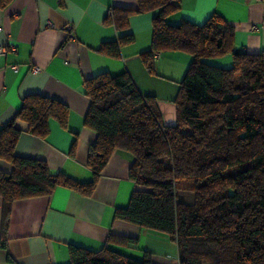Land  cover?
I'll return each instance as SVG.
<instances>
[{"label":"trees","instance_id":"1","mask_svg":"<svg viewBox=\"0 0 264 264\" xmlns=\"http://www.w3.org/2000/svg\"><path fill=\"white\" fill-rule=\"evenodd\" d=\"M138 1V12H158L147 68L154 71L162 52L193 58L175 102L177 123L166 126L155 98L143 95L127 73L86 80L91 105L85 124L97 141L87 161L94 180L82 184L51 174L43 161L15 154L18 121L45 138L51 118L63 125L67 120L61 102L25 97L0 131V158L13 166L11 174L0 172V248H6L16 201L51 195L57 187L90 197L113 153L122 150L134 157L129 175L136 189L129 206L116 210V221L166 235L177 245L179 264H264V53L236 49L235 28L218 14L202 26H172L167 17L178 11L179 0ZM8 2L0 0V8ZM130 13L111 14L115 26L125 28ZM129 41L121 38L108 53L116 56ZM228 55L232 67L208 62ZM184 194L194 200L187 203L180 198ZM107 243L136 246L137 240L111 235ZM69 254L67 264H153L149 253L139 261L108 247L95 252L70 246Z\"/></svg>","mask_w":264,"mask_h":264},{"label":"crops","instance_id":"2","mask_svg":"<svg viewBox=\"0 0 264 264\" xmlns=\"http://www.w3.org/2000/svg\"><path fill=\"white\" fill-rule=\"evenodd\" d=\"M176 5L179 9L167 17L168 24L186 21L202 26L218 14L235 28L236 49L250 55L264 53V0H179ZM138 10V0H62L61 4L59 0H9L0 8V48L8 50L0 60V131L27 96H44L67 108L66 124L51 118L45 138L18 121L17 156L45 162L53 175L92 182L95 174L87 161L97 134L85 124L91 105L85 81L102 73L129 74L143 95L155 98L163 123H177L175 102L193 58L184 52H162L155 56L154 71L149 70L146 55L152 49L158 12ZM125 11L132 13L127 26L119 29L111 14L119 17ZM67 26L72 27L74 39ZM126 36L131 41L116 56L108 53ZM11 47L16 52L9 51ZM226 61V68L231 67L233 59ZM133 161L130 153L115 151L90 197L57 187L51 195L16 201L6 248H0V264H67L70 246L95 252L108 247L139 261L149 253L153 264H179L178 248L176 256L169 255L155 243H165L162 238L170 241L166 235L115 220L116 210L129 206L136 189L129 175ZM12 171L13 166L0 158V172ZM2 206L0 197V239ZM111 235L135 239L137 245L108 244Z\"/></svg>","mask_w":264,"mask_h":264},{"label":"rangeland","instance_id":"3","mask_svg":"<svg viewBox=\"0 0 264 264\" xmlns=\"http://www.w3.org/2000/svg\"><path fill=\"white\" fill-rule=\"evenodd\" d=\"M232 59V57L230 55L228 56H225V57H222V58H218V59H211V60H208V62H212V63H217L221 66H225L227 65V61L226 60H229ZM233 65V64H232ZM226 67V66H225ZM232 67V66H231ZM229 68V67H228ZM180 198H182L184 201H186L187 203H191L193 200H194V195L193 194H184L182 195ZM156 232V231H155ZM162 238V237H161ZM160 240V239H159ZM161 240H164L165 243H160L159 242H155V243H158V245L163 248V250L166 252V253H170L169 255H174L176 256L177 255V247H176V244L174 245L173 243L174 242H170L167 238H162Z\"/></svg>","mask_w":264,"mask_h":264},{"label":"built area","instance_id":"4","mask_svg":"<svg viewBox=\"0 0 264 264\" xmlns=\"http://www.w3.org/2000/svg\"><path fill=\"white\" fill-rule=\"evenodd\" d=\"M61 2H62V0H59V4H61ZM66 29H67L68 32H70V33H69L70 38H71V39H74V35H73V33H71V32H72V27H71V26H67ZM1 31H2V30L0 29V32H1ZM9 51L16 52V49H15L14 47H11V48L9 49ZM6 53H8L7 48H5V47H1V48H0V60H1L2 56L5 55ZM156 58H157V57H155V59H156ZM14 70H15V72H18V67H16ZM33 71L36 72V73H39V72H40V70H39L38 68H34Z\"/></svg>","mask_w":264,"mask_h":264}]
</instances>
